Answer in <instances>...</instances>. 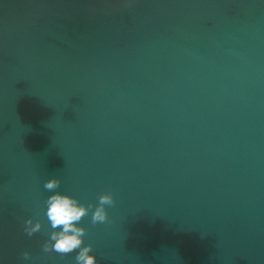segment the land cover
<instances>
[{"label": "water", "instance_id": "1", "mask_svg": "<svg viewBox=\"0 0 264 264\" xmlns=\"http://www.w3.org/2000/svg\"><path fill=\"white\" fill-rule=\"evenodd\" d=\"M53 177L98 264H264V0H0V264H75Z\"/></svg>", "mask_w": 264, "mask_h": 264}, {"label": "clouds", "instance_id": "2", "mask_svg": "<svg viewBox=\"0 0 264 264\" xmlns=\"http://www.w3.org/2000/svg\"><path fill=\"white\" fill-rule=\"evenodd\" d=\"M60 185L61 180L55 177L44 184L45 190L53 194L45 201L44 215L50 226V233L43 244V251L61 255L76 252L75 264H98L97 256L93 254V245H85L88 229L81 226L80 222L91 213L92 224L111 223L107 209L115 206V195L105 192L99 196L97 204H84L77 197L56 191ZM43 228V220L29 218L25 222L24 231L28 236H33ZM23 259L30 260L31 254L23 253Z\"/></svg>", "mask_w": 264, "mask_h": 264}]
</instances>
